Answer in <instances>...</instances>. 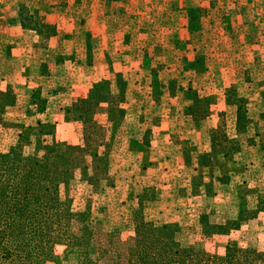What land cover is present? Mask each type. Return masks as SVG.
Returning <instances> with one entry per match:
<instances>
[{
    "label": "rangeland",
    "instance_id": "obj_1",
    "mask_svg": "<svg viewBox=\"0 0 264 264\" xmlns=\"http://www.w3.org/2000/svg\"><path fill=\"white\" fill-rule=\"evenodd\" d=\"M194 54L201 75L186 71ZM248 69L256 84L264 80V0H0V152L45 159L58 197L72 212H88L100 231L128 223L138 208L154 224H175L181 247L223 256L233 243L262 252L264 211L209 237L199 216L231 219L236 185L264 187V140L248 147L242 136L235 158L243 167L206 193L209 181L198 185L194 168L208 140L179 114L189 86L212 96L204 125L217 126L224 88L249 93ZM95 85H106L108 101L96 103ZM120 230L125 237L131 226Z\"/></svg>",
    "mask_w": 264,
    "mask_h": 264
},
{
    "label": "trees",
    "instance_id": "obj_2",
    "mask_svg": "<svg viewBox=\"0 0 264 264\" xmlns=\"http://www.w3.org/2000/svg\"><path fill=\"white\" fill-rule=\"evenodd\" d=\"M194 11L187 10L189 22L196 19ZM200 61L196 55L189 63L190 68H196ZM148 72L155 93L157 72L154 69ZM94 89L99 94L96 103L105 101L101 91L107 90L106 85H95ZM258 95L259 101L264 99V91H259ZM1 97L10 98V95L5 91ZM181 97L184 105L179 112L199 127L207 115L209 99L200 98L190 88L182 90ZM224 102L227 112H233L234 137L227 134L224 121L210 129L208 150L201 154L194 168L198 185L204 178L209 181L204 186L206 193L211 192L213 184L225 187L234 168L243 167L235 158L243 147L242 136L248 135L245 136L248 147L256 146L255 139L264 140L259 126L264 121V107L260 102L248 116L247 100L238 95L234 86L225 90ZM73 108V111L81 110L77 106ZM227 112L220 115L226 116ZM258 148L264 151L263 143ZM243 185L241 181L235 187L233 218L213 223L209 215L199 216L203 237L225 235L264 211V187L245 188ZM137 203L142 206L139 199ZM121 225L131 226L125 237ZM96 226L88 212H72L69 204L58 197L55 169L45 159L23 158L14 149L0 152V264H61L68 259H72L73 264H254L257 261L264 264V251L241 250L233 243L225 246L223 256L181 247L174 240L175 224H154L146 220L138 208L129 213L128 223L103 231ZM56 248L62 249L59 254Z\"/></svg>",
    "mask_w": 264,
    "mask_h": 264
},
{
    "label": "crops",
    "instance_id": "obj_3",
    "mask_svg": "<svg viewBox=\"0 0 264 264\" xmlns=\"http://www.w3.org/2000/svg\"><path fill=\"white\" fill-rule=\"evenodd\" d=\"M248 38L249 37H247V41H248ZM196 55L198 56V58L201 59V61H200L201 64H199L194 69H191V68L188 69V70L186 69V71L191 72L193 74H199V75H201L204 72V68H203V65L204 64L202 62V58L200 57V54H194L193 55V60H194V58H195ZM193 60L191 62H193ZM256 61L257 60L255 59V60H253L252 63L254 64V63H256ZM245 71H247V72L245 74H243V76L246 77L245 79L248 82V92L249 93L247 95H242V96L245 97V99L247 100L248 116L249 115L251 116L250 112H254L255 111L254 110V107H255L256 103H259L260 102L259 104H261L264 107V99H262V100L259 101V95H258V92L259 91H264V80L262 82H257V84H256V80L253 79L252 76H251V70L248 69V70H245ZM249 76H251V78L253 80L252 83H251V81L249 79ZM231 86H234V85H231ZM227 87H225L224 90H223V100L220 102L221 103V106H222V110L219 111V113H218V122H217V124L220 123V122L223 123V121H224V123H226L225 129H226L227 134H229V132L231 130V133L229 135L232 136V137H234V130H233L234 116H233V112H231L230 114L227 112V108L225 107V102H224V92L227 89ZM234 87L236 89V92L238 93L237 87L236 86H234ZM187 88H190L191 90L195 91L193 88H191L189 86ZM186 89H184V90H186ZM181 93H182V91H181ZM195 93L197 94L196 91H195ZM197 96H199V95L197 94ZM199 97L200 98H208L209 99L207 115L200 122L199 127H195L194 123L192 122V120L189 117L183 116L181 114V112L179 114L181 115V117H182L183 120H185L186 122H188V125L190 126V129L189 130H191V132H193V133H198L199 132V133H201V135H203V137H205L206 139H208L209 138L208 137V131L210 129H214L216 127L215 126V127L211 128V127H207V126L204 125L206 119H208V117L210 116V113H211V109L210 108H211V105H212V101H211L212 96L211 95H208V96H204V97H202V96H199ZM180 102H181V106H180L179 109H181V107L184 105V101L182 99H181ZM223 112H227V115L222 117L220 114L223 113ZM228 118H229V121H227ZM261 123H263V125H264V121H262ZM229 127H230V130H228ZM260 132L262 133V135L264 137V128L263 127H262V129H260Z\"/></svg>",
    "mask_w": 264,
    "mask_h": 264
}]
</instances>
